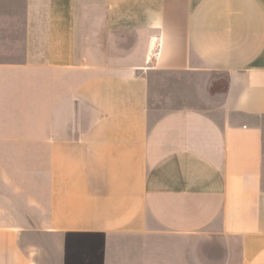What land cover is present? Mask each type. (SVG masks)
<instances>
[{"label":"crops","instance_id":"0c3cea01","mask_svg":"<svg viewBox=\"0 0 264 264\" xmlns=\"http://www.w3.org/2000/svg\"><path fill=\"white\" fill-rule=\"evenodd\" d=\"M11 24L0 264H153L156 235L195 264H264V0H23ZM154 72L199 78L207 107L155 115Z\"/></svg>","mask_w":264,"mask_h":264},{"label":"rangeland","instance_id":"374dc122","mask_svg":"<svg viewBox=\"0 0 264 264\" xmlns=\"http://www.w3.org/2000/svg\"><path fill=\"white\" fill-rule=\"evenodd\" d=\"M8 11H10L12 17V38L20 39L23 33V0H0V15ZM199 83L200 79L192 76L159 72L151 73V110L157 115L164 109L177 105L176 103H180V105L207 107L208 103L203 99L199 91ZM186 243L188 244L186 247H180L178 245L168 246V240L157 235L148 240L147 238L140 239L139 256L146 257L149 255L154 260L153 264H195V247L191 245V241H187ZM113 251L112 257H115L117 262L121 261L119 258L122 256L119 255L125 254L127 257L130 255V248L122 249L117 247L113 248ZM205 251V248H198L199 255L202 252L205 253ZM184 255L187 257L186 261L183 260ZM179 257H181V262H179ZM125 258H122V260Z\"/></svg>","mask_w":264,"mask_h":264}]
</instances>
